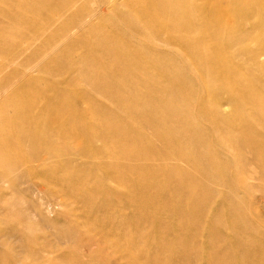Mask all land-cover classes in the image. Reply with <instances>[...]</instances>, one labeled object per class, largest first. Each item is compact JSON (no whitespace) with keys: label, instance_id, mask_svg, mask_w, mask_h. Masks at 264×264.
Wrapping results in <instances>:
<instances>
[{"label":"bare ground","instance_id":"bare-ground-1","mask_svg":"<svg viewBox=\"0 0 264 264\" xmlns=\"http://www.w3.org/2000/svg\"><path fill=\"white\" fill-rule=\"evenodd\" d=\"M15 1L0 0V29ZM43 2L27 38L0 34V50L15 46L0 95L16 100L0 103V264H127L143 248L135 222L160 228L165 260L173 245L180 264H264V0ZM69 69L26 87L34 70ZM149 175L171 190L152 194ZM49 208L69 225L48 232Z\"/></svg>","mask_w":264,"mask_h":264},{"label":"rangeland","instance_id":"rangeland-1","mask_svg":"<svg viewBox=\"0 0 264 264\" xmlns=\"http://www.w3.org/2000/svg\"><path fill=\"white\" fill-rule=\"evenodd\" d=\"M21 0H16L15 2H19ZM25 1V5L23 9L17 12V14L12 17V28H2L0 29V33L2 37H5L8 39V41H19L22 39H25L28 37V34L31 33L33 30H35L39 25L43 24L46 16V11L49 8L48 5H46L43 0L40 2H36L34 0H23ZM96 2L91 1L89 7L91 6L92 8L96 7ZM52 5V4H51ZM50 5V6H51ZM122 9V8H121ZM108 12V13H107ZM109 10L105 11V14H109ZM118 18H121L123 24H127L129 20H126V18L121 15L117 14ZM110 16V15H109ZM1 17V15H0ZM120 19V20H121ZM115 19L113 17H107L101 24L106 30H112V27L117 24L115 22ZM122 24V23H121ZM15 49V46H10L7 48H2L0 50V59L4 56H6L9 53H13ZM82 48H71L70 54L77 56L80 54H86L87 51L83 50ZM69 53V50L67 51ZM86 63L84 62H79L77 65L78 66H84ZM71 69L68 71H63V73L57 75H53L51 71H37L34 70L32 74H34V78L32 79L31 82H29L26 87L30 89H42V88H50L52 86V83L57 81L58 79H68L71 77ZM62 84L61 87L65 88L68 85ZM87 87V88H86ZM91 87L87 83L81 82L80 84L77 85L76 89L78 91H86L90 89ZM49 93V92H48ZM37 96L34 97H27L25 100L24 105L28 107H36L42 105V93H36ZM96 97L100 100L103 99L101 95H96ZM0 103L4 105H13L14 103L16 104V100L12 98H6L4 95H0ZM225 112L224 113H229L231 112V107L228 105H225L224 107ZM3 113V111H0V115L6 116V114ZM92 123L94 122L93 119H89ZM130 149H133V147H130ZM138 183H143V184H151L153 187L156 189L155 192L152 194H167L173 185V182L167 179H162L161 177H157L155 175H149L148 177H143L142 180H139ZM188 185V183H186ZM162 188V190L160 189ZM149 193H145L139 197H136V200L139 201H144L145 199L150 198ZM133 197V196H132ZM135 199H131L132 202L135 201ZM81 205V204H80ZM80 205H77L80 206ZM219 208H221V204L218 205ZM56 212H58V209H50L48 215L49 217L56 216ZM54 215V216H53ZM52 223L50 224V229H48V232L56 233L60 228H65L69 225V219L64 218L62 214H59L56 218L51 220ZM3 227L7 228L6 224H2ZM135 228H132L130 231V239H138V234L141 233L143 235L144 239L143 240V248L139 249L137 246L134 248H131V253L134 255L133 257L131 256L130 261L127 264H180L172 261V257L176 256L179 253V248L175 246H170L168 248V253H169V260H165V257L163 256L162 253H160L161 245L164 243L163 240L158 237V234L160 233V228L158 226H155L153 224L149 225H143L142 223L135 222L134 224ZM34 227L36 229H41L42 225L40 222L37 220H34ZM83 229V227H82ZM42 230V229H41ZM47 231V230H44ZM140 235V237H141ZM160 235V234H159ZM50 240L53 239V236L50 235L48 237ZM11 241H9L10 245L16 247L17 249L19 248L20 242L16 240V238H11ZM16 244V246H15ZM18 245V246H17ZM140 251V252H139ZM185 264V263H183Z\"/></svg>","mask_w":264,"mask_h":264}]
</instances>
